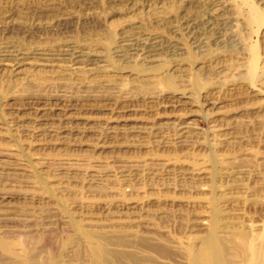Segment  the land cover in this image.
<instances>
[{
    "label": "rangeland",
    "instance_id": "1",
    "mask_svg": "<svg viewBox=\"0 0 264 264\" xmlns=\"http://www.w3.org/2000/svg\"><path fill=\"white\" fill-rule=\"evenodd\" d=\"M261 222L264 0H0V264H196Z\"/></svg>",
    "mask_w": 264,
    "mask_h": 264
},
{
    "label": "bare ground",
    "instance_id": "2",
    "mask_svg": "<svg viewBox=\"0 0 264 264\" xmlns=\"http://www.w3.org/2000/svg\"><path fill=\"white\" fill-rule=\"evenodd\" d=\"M249 236L253 238V243L251 244H248ZM238 237L240 239L239 243L230 247L227 245L228 243L216 240L214 239L215 237L211 236L207 239L208 241L203 243L199 256L200 259L197 258L196 264H264V222H261L260 226L253 230L252 233L243 231ZM103 248L100 246L99 250H96L97 253L94 254L96 256L93 258L94 264H106L108 256L106 251H104L105 248ZM121 257L129 258L134 264L139 262V258L136 260L132 255L122 254Z\"/></svg>",
    "mask_w": 264,
    "mask_h": 264
}]
</instances>
